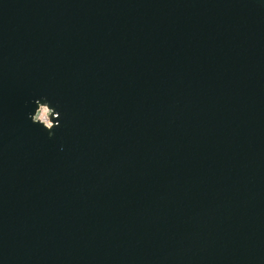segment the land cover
I'll list each match as a JSON object with an SVG mask.
<instances>
[{
	"label": "water",
	"instance_id": "water-1",
	"mask_svg": "<svg viewBox=\"0 0 264 264\" xmlns=\"http://www.w3.org/2000/svg\"><path fill=\"white\" fill-rule=\"evenodd\" d=\"M0 264H264V0H0Z\"/></svg>",
	"mask_w": 264,
	"mask_h": 264
},
{
	"label": "clouds",
	"instance_id": "clouds-1",
	"mask_svg": "<svg viewBox=\"0 0 264 264\" xmlns=\"http://www.w3.org/2000/svg\"><path fill=\"white\" fill-rule=\"evenodd\" d=\"M41 100H36L38 107L36 108L34 114H29L30 119L34 124L42 125L46 130H48L50 137L54 136V129L61 126V114L56 111L54 107L51 106V102L47 101V97Z\"/></svg>",
	"mask_w": 264,
	"mask_h": 264
}]
</instances>
